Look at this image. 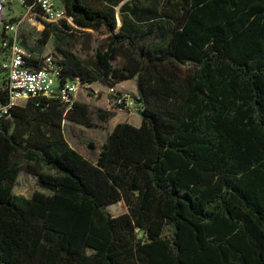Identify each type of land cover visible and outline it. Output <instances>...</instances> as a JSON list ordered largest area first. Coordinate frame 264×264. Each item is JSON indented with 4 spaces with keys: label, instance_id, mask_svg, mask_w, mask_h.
<instances>
[{
    "label": "trees",
    "instance_id": "trees-1",
    "mask_svg": "<svg viewBox=\"0 0 264 264\" xmlns=\"http://www.w3.org/2000/svg\"><path fill=\"white\" fill-rule=\"evenodd\" d=\"M176 1L168 30L145 35L85 0H63L57 25L34 7L61 82L136 79L143 118L117 124L96 163L64 122L107 112L32 98L0 119V264H264V0ZM23 171L50 194L16 196Z\"/></svg>",
    "mask_w": 264,
    "mask_h": 264
},
{
    "label": "rangeland",
    "instance_id": "rangeland-1",
    "mask_svg": "<svg viewBox=\"0 0 264 264\" xmlns=\"http://www.w3.org/2000/svg\"><path fill=\"white\" fill-rule=\"evenodd\" d=\"M89 5L96 6L97 9L104 11H113L117 22V30L122 26L133 27L138 34L145 35L148 30L158 25L160 28L168 30V24L171 20L178 17V6L176 0H85ZM4 11L0 25V40L6 22L23 19L18 30V38L27 52L35 58H44L53 55L58 58L59 54L55 49V38H51L48 43H43L42 31L44 27L33 15L32 11L22 5L21 0H2ZM60 7L63 6V0H57ZM136 11V15L132 13ZM96 44L99 46L105 36L102 33H96ZM154 45L156 42L153 43ZM1 45V44H0ZM6 79L3 71L0 69V87L5 85ZM127 90L131 91V83H127ZM125 94V92H122ZM130 105L127 108L117 106L113 98L109 95V86L103 83L91 85H82L80 87L77 101L87 103L93 112L100 111L111 114L107 121L97 119L96 128H85L80 125L64 122V135L68 144L83 156L96 163L102 145L106 142L108 136L114 127L119 123L134 124L135 120L142 117L143 106L138 101V96H129ZM143 118V117H142ZM37 191L50 194L38 185V177L29 175L24 171L19 174L14 194L25 198H31ZM106 212L113 217H118L128 212L124 203H117L106 207ZM173 229L169 225L166 227L164 235L170 238ZM139 237H143L139 234Z\"/></svg>",
    "mask_w": 264,
    "mask_h": 264
},
{
    "label": "built area",
    "instance_id": "built-area-1",
    "mask_svg": "<svg viewBox=\"0 0 264 264\" xmlns=\"http://www.w3.org/2000/svg\"><path fill=\"white\" fill-rule=\"evenodd\" d=\"M33 5H22L32 11L38 6L43 11L48 22L60 24L66 18V10L57 4V0H34ZM23 19L18 22L4 24V37L0 40V69L6 79L0 87V119H10L14 108L24 106L32 98H47L58 100L66 106L67 111L77 101L82 83L79 79L62 83L59 76L61 67L59 60L48 55L42 58L39 69L28 65L32 57L21 44L18 30ZM109 95L115 104L121 108L129 107L128 96L120 93L115 87H109Z\"/></svg>",
    "mask_w": 264,
    "mask_h": 264
},
{
    "label": "crops",
    "instance_id": "crops-1",
    "mask_svg": "<svg viewBox=\"0 0 264 264\" xmlns=\"http://www.w3.org/2000/svg\"><path fill=\"white\" fill-rule=\"evenodd\" d=\"M128 82H130L131 83V86H130V90L131 91H128L127 90V83ZM95 84V83H94ZM115 88L120 92V93H122V92H125V95L126 96H138V90H137V82H136V79H132V80H129V81H125V82H122V83H120V84H118V85H116L115 86ZM128 102L130 103V100L128 99ZM69 123V122H68ZM129 124H131V123H129ZM141 124H142V117L140 118V120L139 119H137V120H135V123L134 124H132L133 126H135V127H140L141 126ZM120 203H124V202H120Z\"/></svg>",
    "mask_w": 264,
    "mask_h": 264
},
{
    "label": "water",
    "instance_id": "water-1",
    "mask_svg": "<svg viewBox=\"0 0 264 264\" xmlns=\"http://www.w3.org/2000/svg\"><path fill=\"white\" fill-rule=\"evenodd\" d=\"M1 1H2V0H0V25H1L2 16H3V11H4V7H3ZM141 116L143 117V114H141Z\"/></svg>",
    "mask_w": 264,
    "mask_h": 264
}]
</instances>
